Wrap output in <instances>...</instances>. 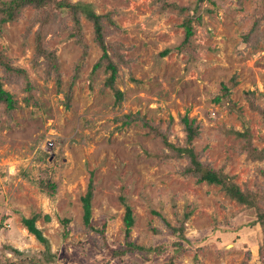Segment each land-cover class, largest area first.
<instances>
[{"label": "rangeland", "instance_id": "obj_1", "mask_svg": "<svg viewBox=\"0 0 264 264\" xmlns=\"http://www.w3.org/2000/svg\"><path fill=\"white\" fill-rule=\"evenodd\" d=\"M70 1L99 15L116 13L120 30L106 39L123 46L128 63L129 71L119 63L115 82L123 100L116 106L103 88L108 73L102 68L90 75L101 51L84 16L80 41L72 30L59 29L64 11L57 12L58 32L45 38L60 86L55 72L47 76L45 57L36 53L37 12L26 8L17 20L0 23V54L24 70L31 85L0 68L3 89L16 101L9 116L0 107V253L13 261L18 258L13 250L39 257L44 247L21 223L37 213L49 217L35 225L50 252L58 253L52 264H264V227L255 209L231 200L220 186L182 176L188 158L165 159L170 148L149 133L152 127L167 144L182 145L180 119L187 116L199 124L192 146L203 164L225 173L242 191L264 185V160L248 159L239 152L242 141L228 133L242 132L247 123L252 145L264 148V0H205L198 15L191 10L183 16L163 3L190 7L195 0ZM186 16H191L190 56L175 50ZM66 24H72L68 17ZM76 63L82 67L67 107L65 92ZM224 87L228 99L214 103ZM129 114H138L149 127L123 125L119 119ZM46 143L53 146L44 151ZM90 173L95 186L90 223L103 229L104 247L100 235L82 223L80 199ZM120 197L131 207V227L123 220ZM63 218L70 219L67 237Z\"/></svg>", "mask_w": 264, "mask_h": 264}, {"label": "trees", "instance_id": "obj_2", "mask_svg": "<svg viewBox=\"0 0 264 264\" xmlns=\"http://www.w3.org/2000/svg\"><path fill=\"white\" fill-rule=\"evenodd\" d=\"M205 0H195L193 6L190 7H182L176 5L174 3H163V8H169L170 10H176L180 16H183L185 12H190L193 10V15H198V10ZM89 8L88 6H86ZM85 5L81 3L72 4L70 0H0V23L10 22L17 20L20 13L26 8H32L37 12V17L34 22L38 23V27L36 30V38L35 43L37 46V56L45 57L48 71L47 76L51 74V72L56 73V84L60 86L61 80L60 75L57 73V63L56 59L53 58V53L48 52L43 45L47 35H55L58 32V28L55 26L57 21V12L64 11L67 13L66 18L68 17L71 20V26H67L66 18L62 19L61 24L59 25L60 30H68L73 31L75 34L73 35L81 40L82 36L80 33V18L84 16L92 26L93 29V42L100 49L101 55L96 63L93 65L90 75L94 74L99 69H103L105 73H108V77L106 78L105 84L103 86L104 89H108L111 91L114 97V103L116 106L121 105L123 100V93L120 92L115 86V82L121 76L119 75L120 67L119 63H122L124 69L128 70V63L123 60V55L120 53V50L123 46L118 42H108L106 37L111 36L116 31L120 30L115 21L113 20L115 17V12H108L106 14H96L93 10L86 9ZM88 10V11H87ZM191 17V16H190ZM189 16L183 18L181 23L182 28L184 30V36L181 43L178 47L175 48L177 53H184L188 56L193 53L194 47L191 43L192 38V30L190 27V19ZM197 21L199 22V17H197ZM58 24V23H57ZM73 34V33H72ZM83 47H86L82 44ZM39 48L42 50L39 51ZM111 55H110V54ZM166 53V52H165ZM79 64H75L72 69V77L69 81V86L65 92V100L66 104L70 102L72 96V89L74 84L79 76V71L81 69ZM0 68L6 73H15L17 77H20L26 81L27 88H31V85L27 81V73L24 70L19 68L10 66L8 61L0 54ZM1 80V76H0ZM134 81V80H133ZM234 81V80H233ZM233 84H235L233 82ZM28 91V90H27ZM229 90L224 87L221 93V98H214V103L220 104L223 99H228ZM223 105V104H222ZM0 107L5 110L7 116L16 109V101L13 99V96L3 89V85L0 82ZM68 107V104H67ZM227 108L231 111H236L240 120L241 113L235 108L234 104H228ZM10 118V117H9ZM119 120H122L123 125H129L136 122H141L144 127L148 128L149 124L144 121L138 114H129L127 116L121 117ZM181 124L183 125V130L185 132L184 143L179 146H173L167 144L166 136H161V132H156L152 127L149 129V133H155L160 135L162 141L165 143L166 147L170 148L166 154H164L165 159L176 158L179 159L181 156H185L188 158V163L185 167L181 168L179 171L180 174L184 177H194L196 179V183H206L207 185L220 186V188L229 196L231 200L236 201L240 205H247L249 208L255 209L257 215V221L264 227V185L256 188L255 191L251 190H240L222 171H215L208 164H203L200 161V155L195 153L194 147L192 146L193 141L199 136V124H195L194 120H189L187 116H183L180 119ZM242 124L244 122H241ZM229 134L235 135L238 139L242 141L241 148L239 152H243L247 155L248 159L253 161H263L264 160V148L257 150L252 145V137L250 134V129L246 124H243L242 132L229 130ZM41 185V184H40ZM43 186V185H42ZM50 189L54 191V186L49 185ZM94 184L92 173H90V179L88 182L87 190L85 195L80 199L82 204V223L83 226L90 232L100 235L101 245L104 247L105 245V235L102 230H97L91 226L90 217H91V202L93 199L94 193ZM44 189V187H42ZM50 193V192H49ZM121 204L124 208V222L127 227H131L133 223L132 210L129 204L127 203V199L124 197H120ZM157 214V213H156ZM40 217H43L45 220H48L49 217L47 215L41 216V214H33L30 218H22L21 223L27 232L35 237V239L42 244L44 250L37 256H29L26 257L21 252L17 250H13L12 254H14L18 258L16 261L11 259V256H4V254L0 253V264H52L58 259V253L50 252L48 242L43 237L42 232L35 225V222ZM188 217V213L182 216L180 220H186ZM63 225V237H67L69 233V223L70 219L63 218L60 220ZM176 231V230H174ZM177 232V231H176ZM175 232V233H176ZM179 234H182V229H180ZM177 236L176 234H174ZM179 237V235L177 236ZM181 238V236H180ZM183 239V238H182ZM179 242V241H178ZM174 243L175 245L178 243ZM100 245V246H101ZM128 248L134 247L135 249H139V247L134 246L133 244L128 243ZM159 245V247H162ZM159 247L153 248V251H157L160 253ZM164 247V246H163ZM7 249V247H4ZM151 248V247H150ZM150 248L146 249L150 250ZM175 256L172 253L171 258ZM169 261V260H168ZM168 264H174L172 261H169ZM166 263V264H167ZM98 264H109L106 260L104 262H100Z\"/></svg>", "mask_w": 264, "mask_h": 264}, {"label": "built area", "instance_id": "obj_3", "mask_svg": "<svg viewBox=\"0 0 264 264\" xmlns=\"http://www.w3.org/2000/svg\"><path fill=\"white\" fill-rule=\"evenodd\" d=\"M52 146H53L52 143H46L43 150L44 151L49 150Z\"/></svg>", "mask_w": 264, "mask_h": 264}]
</instances>
